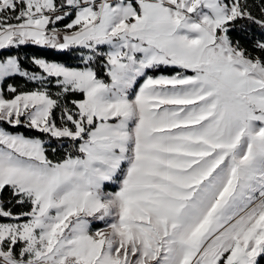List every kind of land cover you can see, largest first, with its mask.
<instances>
[{
  "label": "snow or ice",
  "instance_id": "snow-or-ice-1",
  "mask_svg": "<svg viewBox=\"0 0 264 264\" xmlns=\"http://www.w3.org/2000/svg\"><path fill=\"white\" fill-rule=\"evenodd\" d=\"M261 257L264 0H0V264Z\"/></svg>",
  "mask_w": 264,
  "mask_h": 264
},
{
  "label": "trees",
  "instance_id": "trees-1",
  "mask_svg": "<svg viewBox=\"0 0 264 264\" xmlns=\"http://www.w3.org/2000/svg\"><path fill=\"white\" fill-rule=\"evenodd\" d=\"M26 51L32 52V51H36L37 54L39 55H44L48 58H54V59H58V60H62V61H67L69 63L73 62L72 61V55L70 53L68 54H64L62 52H60L59 50H53V49H26ZM260 264H264V257L260 258Z\"/></svg>",
  "mask_w": 264,
  "mask_h": 264
}]
</instances>
